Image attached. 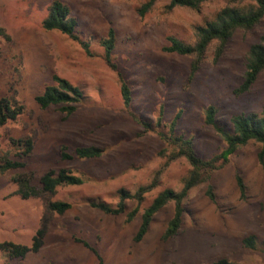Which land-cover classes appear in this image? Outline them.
Returning <instances> with one entry per match:
<instances>
[{"label":"rangeland","instance_id":"obj_1","mask_svg":"<svg viewBox=\"0 0 264 264\" xmlns=\"http://www.w3.org/2000/svg\"><path fill=\"white\" fill-rule=\"evenodd\" d=\"M52 1L0 0V97L12 95L24 105L15 121L0 127V154L10 138L33 139L25 166L0 173V242L29 245L44 216L41 198L23 199L16 194L13 174H27L38 185L46 171L65 169L86 181L57 187L51 199L71 202V208L63 214H46L40 249L10 264H97L93 250L103 264H211L221 257L264 264V168L253 142L236 149L229 162L212 174L214 201L206 195L207 183L190 190L181 226L172 237L164 233L173 214L169 202L154 215L143 238L134 241L142 210L155 195L165 188H181L189 171L183 158L161 172L130 221L127 214L137 206L132 200L119 214H106L86 203L88 198H99L115 205L119 189L132 192L149 183L165 161L159 156L164 144L157 131L166 132L179 110L175 131L192 139L198 156L209 158L225 147L205 123L204 109L216 108L217 121L227 129L232 127V115L260 110L264 69L249 91L237 89L249 46L264 35V19L252 29L236 30L218 57V42L213 41L188 80L193 58L163 51L166 37L193 44L195 27L231 0H208L198 10L180 6L169 10V0H157L143 16L137 8L146 0H59L76 18L77 31L89 42L92 56L64 34L42 28ZM109 28L116 38L113 57L131 89L130 112L147 121L149 131L124 109L118 77L101 58L99 39ZM54 74L78 86L84 95L70 115L58 105L42 108L34 99L53 83ZM62 146L71 159L60 158ZM87 146L99 147L103 154L91 159L74 155L75 148ZM237 174L245 185L244 197ZM248 235L256 236L259 249L243 246L242 239ZM0 264H5L1 252Z\"/></svg>","mask_w":264,"mask_h":264},{"label":"trees","instance_id":"obj_2","mask_svg":"<svg viewBox=\"0 0 264 264\" xmlns=\"http://www.w3.org/2000/svg\"><path fill=\"white\" fill-rule=\"evenodd\" d=\"M156 1H144L137 8L138 14L143 16L152 8ZM206 1L208 0H169L166 9L170 10L173 7L180 6L198 10L201 4ZM241 3L244 4L241 5ZM262 19H264V0H231V3L225 4L211 19L195 27V42L193 44L185 43L173 35H168L166 37L168 44L163 46L162 50L193 58L187 76V79L191 80L208 46L213 41L218 42L215 52V57H218L224 45L236 30L252 29ZM41 26L46 31H57L64 34L67 38L76 42L86 55L92 56L89 42L83 39L79 31H77L76 18L70 14L69 8L61 1H52L47 15L41 22ZM115 39L113 28H109L106 36L99 39V43L103 47L101 58L116 73L124 109L130 112L131 89L113 57ZM263 69L264 35L258 42L249 46L242 82L237 91H249ZM52 82L46 85L43 91L35 96L36 103L42 108L58 105L65 115L72 114L84 99L81 89L57 74L52 75ZM23 112L24 105L15 96L4 95L0 97V127L5 126L10 121H15ZM216 112L217 110L213 106L206 107L204 109V121L206 124L212 126L225 143V147L219 153L209 158L200 157L194 150L192 139L186 137L184 134L176 133L177 120L181 115V111L179 110L168 124L166 132L157 131V135L164 144V147L159 151V156L164 158L165 161L160 169L155 172L152 180L147 184L140 185L132 192L126 189H119L117 192L118 201L115 205L99 198H88L86 200L87 205L106 214H119L124 211L126 202L132 200L137 206L127 214L126 219L130 221L136 214L138 205L142 202L145 193L156 187L161 172L171 162L183 158L189 165V171L182 180L181 188L179 190L165 188L155 195L152 201L142 210L141 222L134 235V241L139 242L143 238L149 229L154 215L169 202L173 204V214L167 222L164 233L165 237L174 236L181 226L184 202L190 190L199 184L207 183L206 195L214 201V192L209 183L211 176L215 171L221 169L229 162L230 155L236 149L250 142L257 144V159L262 168H264V100L258 112L232 115L230 118L231 129H227L217 121ZM133 117L141 124L145 131L152 129L147 121L141 120L134 115ZM160 119L161 115L157 118L158 123ZM32 148L33 139L29 136L18 139L10 138L7 149L0 154V173L3 174L9 170L23 168L25 166V159L30 155ZM102 154L103 150L95 146L77 147L74 149V155L81 159L97 158ZM59 156L63 160L73 157L66 152L64 146L60 147ZM11 181L16 184V194L21 198L39 197L43 200L44 216L29 245L14 243L12 241L0 242V252L5 257V264H10L12 259L24 258L28 253L36 252L40 249L47 229L46 214H63L71 208V202L51 199L56 193L57 187L62 185H81L86 180L82 176L73 174L65 169H60L58 171L49 170L43 173L38 180V185H33L31 177L24 173L13 174ZM236 183L240 196L244 197L245 185L238 174L236 175ZM82 242L87 245L86 242ZM242 244L248 249H259L258 240L254 235L245 236L242 239ZM262 249L264 251V248ZM93 251L98 258L97 264H103L102 258L95 250ZM211 264L244 263L221 257L214 260Z\"/></svg>","mask_w":264,"mask_h":264}]
</instances>
